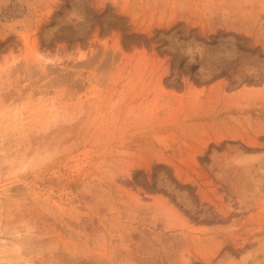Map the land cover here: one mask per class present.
<instances>
[{
    "label": "rangeland",
    "instance_id": "rangeland-1",
    "mask_svg": "<svg viewBox=\"0 0 264 264\" xmlns=\"http://www.w3.org/2000/svg\"><path fill=\"white\" fill-rule=\"evenodd\" d=\"M0 264H264V0H0Z\"/></svg>",
    "mask_w": 264,
    "mask_h": 264
},
{
    "label": "trees",
    "instance_id": "trees-1",
    "mask_svg": "<svg viewBox=\"0 0 264 264\" xmlns=\"http://www.w3.org/2000/svg\"><path fill=\"white\" fill-rule=\"evenodd\" d=\"M192 68H195L194 66H192ZM158 169H162V167H157ZM154 177V176H153ZM147 188L151 189V190H155L156 186H155V182H153L150 186H147Z\"/></svg>",
    "mask_w": 264,
    "mask_h": 264
}]
</instances>
